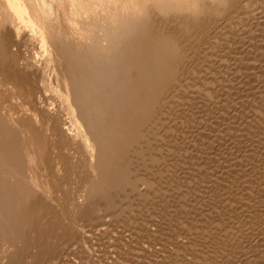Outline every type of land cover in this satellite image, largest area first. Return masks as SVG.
I'll return each instance as SVG.
<instances>
[{
	"label": "bare ground",
	"instance_id": "obj_1",
	"mask_svg": "<svg viewBox=\"0 0 264 264\" xmlns=\"http://www.w3.org/2000/svg\"><path fill=\"white\" fill-rule=\"evenodd\" d=\"M0 264H264V0H0Z\"/></svg>",
	"mask_w": 264,
	"mask_h": 264
}]
</instances>
